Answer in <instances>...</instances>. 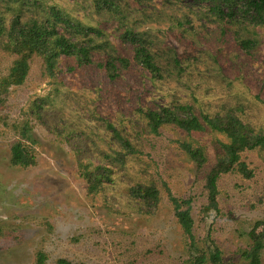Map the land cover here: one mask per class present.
Returning <instances> with one entry per match:
<instances>
[{
	"label": "rangeland",
	"instance_id": "374dc122",
	"mask_svg": "<svg viewBox=\"0 0 264 264\" xmlns=\"http://www.w3.org/2000/svg\"><path fill=\"white\" fill-rule=\"evenodd\" d=\"M103 1L0 0L8 24L15 13L48 22L52 11L62 12L70 23L58 22V31L91 47L90 63L64 56L53 70L35 54L25 82L10 85L18 55L0 36V264H37L39 252L43 264H213L215 248L221 264H251L250 232L264 239V224L256 225L264 221V146L241 153L251 177L238 166L220 175L212 209L206 175L228 137L209 126L187 132L173 124L155 133L145 111L188 104L201 120L234 113L262 133L264 23L220 20L212 0ZM127 30L145 40L159 75L132 59ZM107 60L117 65L115 77L102 66ZM183 142L202 149L201 167ZM16 143L34 162H12ZM97 165L107 166L111 181L91 189L85 171ZM151 182L160 191L152 208L130 193ZM171 195L190 207L191 232Z\"/></svg>",
	"mask_w": 264,
	"mask_h": 264
},
{
	"label": "trees",
	"instance_id": "16d2710c",
	"mask_svg": "<svg viewBox=\"0 0 264 264\" xmlns=\"http://www.w3.org/2000/svg\"><path fill=\"white\" fill-rule=\"evenodd\" d=\"M212 2L214 4L209 9H212L220 20L248 22L254 25L264 23V0H212ZM103 3L104 1L98 4ZM224 7H227L226 10H223ZM51 14L53 15V21L40 22L37 19L24 21L21 14L15 13L8 24L0 11V36H6L3 48L18 55L6 80L7 84L21 85L25 82L29 74L30 60L35 54H39L46 59L47 67L50 70H53L64 56L75 57L81 64L91 62V47L89 45L73 41L56 28L57 23L61 21L69 24L70 20L68 17L60 11H52ZM124 38L134 46L132 59L150 71L152 75H159L160 68L142 36L134 31L127 30ZM241 43L246 49L252 45L251 40H242ZM117 60L124 67H128L131 63L130 59L126 57H121ZM102 66L109 71L111 77L117 75L118 68L115 61L107 60ZM145 116L149 129L155 133L159 132L162 125L173 124L187 132L203 131L209 126L212 130L223 133L228 137L229 141L222 143L224 154L218 158L216 164L206 175L205 186L209 193L210 208L212 209L217 206V184L220 175L238 166V170L242 174L246 177H251L252 171L248 168L246 161L241 160V153L244 150H253L264 146V131L259 134L251 132L246 124L234 113L217 114L215 116L205 114L203 120H201L190 105L180 103L175 104L173 107H149L145 111ZM21 145L16 143L12 147V162L14 164L34 162L32 155ZM123 145L126 149L132 151V145L127 138L123 139ZM182 147L191 155L198 167L205 163L206 156L201 148H194L188 142H183ZM120 155L123 156V154ZM110 173L107 166L104 165H97L92 170L87 169L85 171L86 177L92 181L91 189H96L99 184L106 180L111 181ZM130 193L150 208L152 206L155 207L160 199V191L154 182L136 183L130 188ZM171 199L175 203V214L179 222L188 232H191L193 218L190 207L182 209L178 198L171 195ZM182 201L190 203V200ZM260 224H264V221L256 222V225ZM250 236L252 245L246 251V255L252 259L251 264H259L260 252L264 249L263 235L257 233L254 229L250 232ZM45 257L43 252H39L37 264H43ZM211 259L213 264H221L220 250L218 248H215L214 253L211 254ZM59 262L71 264L66 259H60Z\"/></svg>",
	"mask_w": 264,
	"mask_h": 264
}]
</instances>
